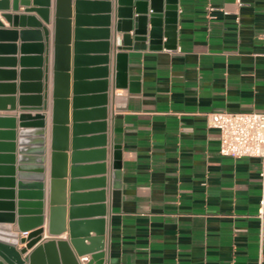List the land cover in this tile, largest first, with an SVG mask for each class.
I'll return each instance as SVG.
<instances>
[{
  "label": "crops",
  "instance_id": "crops-1",
  "mask_svg": "<svg viewBox=\"0 0 264 264\" xmlns=\"http://www.w3.org/2000/svg\"><path fill=\"white\" fill-rule=\"evenodd\" d=\"M81 1L85 2L80 9L84 17L81 28L87 31L80 37L87 44L80 52L84 57L81 65L94 69L99 66L94 57L103 54L100 43L108 41L100 32L104 27L99 19L105 15L99 5L105 0ZM12 4L8 0V9H0V31L7 32L0 33V71H14L15 79L4 74L0 84L19 83V32L34 29L18 19L8 21L3 14L31 15L48 30L49 49L47 78L39 80L46 108L24 111L44 115L45 235L40 242L66 239L68 229L59 235L46 234L56 0H48V23L35 12L23 13L25 7L20 3L12 10ZM174 5V47L150 49L147 42H141L122 51L127 54V75L134 78L123 88H114L112 73L118 50L110 49L104 118L90 112L100 108L96 98L100 87L93 84L97 75L84 72L81 80L89 84L82 85L79 95L84 98L78 105L84 113L76 121L81 126L73 130L70 84L67 130L59 138L65 143L66 221L73 167L75 220L97 222L102 228L103 264H264V206L263 217L257 216L264 197V179L259 175L262 161L220 155L219 132L207 120L209 113L260 111L264 106V45L260 39L264 0H240L239 4L235 0H175ZM69 7L72 33L75 0H70ZM113 22L111 13V33ZM12 30L15 34H8ZM36 81L28 73L24 81L30 84L27 95L35 94L31 84ZM18 94L16 89L14 97ZM7 96L9 90L2 87L0 98ZM9 108L10 101L0 100V117H13L17 132L21 129L17 114L22 111ZM6 126L2 124L0 130H8ZM0 142L8 140L0 138ZM114 145L120 151L117 187H113L112 177ZM5 151L0 149L1 154ZM26 200L33 202L34 198L29 195ZM12 226L16 228V223ZM97 226L89 228L90 236ZM82 257L88 259L89 255Z\"/></svg>",
  "mask_w": 264,
  "mask_h": 264
},
{
  "label": "water",
  "instance_id": "water-1",
  "mask_svg": "<svg viewBox=\"0 0 264 264\" xmlns=\"http://www.w3.org/2000/svg\"><path fill=\"white\" fill-rule=\"evenodd\" d=\"M8 0H0V9L6 10ZM12 10L16 11L20 3L25 8L23 13L35 12L48 23V0H12ZM175 0H105L99 5L105 15L99 17L104 28L100 30L106 40L100 43L102 55L94 57L97 67L85 69L82 67L84 57L81 51L87 44L80 41V37L87 32L82 27L84 17L80 9L85 2L75 0L74 26L70 29V0H56L52 34V126H51V164L48 179V194L46 204L48 206L47 235H59L68 229L66 239L44 240V129L41 113L30 114L24 111H41L46 108L45 94H41L43 85L39 81L46 80L48 63V30L42 26L33 16L21 14H3L8 21L10 18L18 19L20 23H26L34 29L20 30L21 43L19 45V83L0 84V89L7 87L9 95L0 100L10 101L9 110L16 107L22 111L17 114L19 131L14 130V118L0 117V126L3 124L8 130H0V138H7V143L0 142V149H6L5 154L0 153V264H103V230L97 226V222L77 221L78 208L74 206L76 195L72 192L74 180L71 167L69 206L67 208L68 222L66 221V200L63 193L65 167L64 154L65 143L59 138L66 132L68 96L70 84L72 88V128L77 124L78 117L84 110L78 108L83 100L80 89L85 83L81 80L83 73L94 72L97 79L93 84L100 87L101 94L96 96L100 102L98 109L90 112H98L105 117L106 84L109 76L110 49L115 53V66L112 73L114 88H123L127 80L134 78L127 75L126 52L133 49L135 43L147 42L150 49L173 48L176 29ZM32 4V5H30ZM113 14V32L110 29V15ZM107 27V28H106ZM2 34L7 32L0 31ZM8 34H15L9 31ZM73 41L71 43V36ZM163 38L165 39L163 41ZM111 39V40H110ZM110 44L112 47H110ZM32 54V55H29ZM88 59V58H87ZM11 60V59H9ZM14 61V59H12ZM14 63V62H13ZM14 65V64H13ZM33 65L32 70L23 67ZM28 73H32L37 81L31 84L33 95H27L26 89L30 84L24 82ZM7 74L15 79L14 71H0V77ZM18 90L19 94L14 97ZM17 105V106H16ZM103 124V123H102ZM29 127H34L30 129ZM33 136V137H31ZM15 141V142H14ZM32 144L33 146H28ZM74 145V139H73ZM76 152L73 151L72 156ZM32 163V165H28ZM113 187H117L120 176V151L119 146H113L112 160ZM5 175V176H1ZM3 187V188H2ZM27 188L34 191L27 192ZM29 195L33 202L26 200ZM28 206L33 208L28 209ZM16 223V228L13 224ZM96 225L95 235L90 236L89 229ZM99 224V223H98ZM22 231H28L26 237L19 236ZM19 244L21 246H19ZM30 250V253L26 254ZM89 255L88 259L83 258ZM24 255V257H22ZM81 257V258H78Z\"/></svg>",
  "mask_w": 264,
  "mask_h": 264
},
{
  "label": "built area",
  "instance_id": "built-area-1",
  "mask_svg": "<svg viewBox=\"0 0 264 264\" xmlns=\"http://www.w3.org/2000/svg\"><path fill=\"white\" fill-rule=\"evenodd\" d=\"M240 3V0H235ZM211 10V8H209ZM264 14V7H263ZM260 39L264 45V17ZM264 56V51L261 53ZM208 125L219 132L218 153L231 157H256L262 161L259 175L264 179V106L262 110H245L208 114ZM257 216L263 217L264 197L260 198ZM28 231L19 236L26 237ZM19 246H21L19 244Z\"/></svg>",
  "mask_w": 264,
  "mask_h": 264
}]
</instances>
